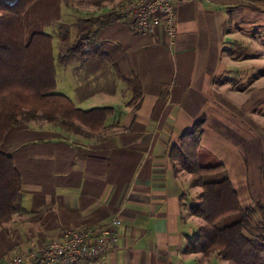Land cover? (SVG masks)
Wrapping results in <instances>:
<instances>
[{"label": "crops", "instance_id": "obj_1", "mask_svg": "<svg viewBox=\"0 0 264 264\" xmlns=\"http://www.w3.org/2000/svg\"><path fill=\"white\" fill-rule=\"evenodd\" d=\"M73 1L33 0L22 13L25 38L49 34L55 56L59 26L76 16ZM87 1L83 11L99 6ZM256 4L258 9L240 0H180L173 39L162 25L136 33L120 19L98 30L103 52L140 82L134 104L104 59L55 66L58 92L81 109L113 112L91 137L66 136L34 121L4 134L0 149L13 159L20 190L17 212L0 227V264L64 230L115 219V248L94 264H226L215 254L184 252L201 224L188 211L197 196L188 193L194 188L190 174L173 169L167 153L203 116L200 145L222 163L239 205L262 199L264 51L256 44L241 54L229 47L254 43L244 27L264 31V2Z\"/></svg>", "mask_w": 264, "mask_h": 264}, {"label": "trees", "instance_id": "obj_2", "mask_svg": "<svg viewBox=\"0 0 264 264\" xmlns=\"http://www.w3.org/2000/svg\"><path fill=\"white\" fill-rule=\"evenodd\" d=\"M33 0L0 2V143L7 130L19 124L43 120L64 135L91 137L113 112L111 107L81 109L55 89V66L82 63L89 58L106 60L117 81L130 92L129 103L141 96L135 75L126 77L117 63L95 40L98 30L111 21L122 20L119 8L97 16L77 18L73 32L65 24L58 28L59 51L52 53L51 36L35 32L26 39L22 13ZM95 5L114 0H90ZM240 0L255 9V2ZM204 117H198L171 144L167 158L173 169L190 174V185L197 187V199L188 205L191 215L201 224L186 241L184 252L215 254L226 264H264V195L250 206L241 207L237 194L221 162L200 145ZM52 125V126H53ZM221 171L218 179L206 175ZM264 188V172L262 173ZM20 190V175L11 156L0 149V227L17 212L14 203Z\"/></svg>", "mask_w": 264, "mask_h": 264}, {"label": "built area", "instance_id": "obj_3", "mask_svg": "<svg viewBox=\"0 0 264 264\" xmlns=\"http://www.w3.org/2000/svg\"><path fill=\"white\" fill-rule=\"evenodd\" d=\"M179 1L125 0L119 10L132 31L149 33L162 25L173 39V17ZM111 224L119 226V221L64 230L57 239L37 248L16 251L7 264H94L99 255L115 248L116 236Z\"/></svg>", "mask_w": 264, "mask_h": 264}, {"label": "rangeland", "instance_id": "obj_4", "mask_svg": "<svg viewBox=\"0 0 264 264\" xmlns=\"http://www.w3.org/2000/svg\"><path fill=\"white\" fill-rule=\"evenodd\" d=\"M125 1V0H124ZM0 2H10V0H0ZM258 2H264V1H258ZM258 2H255L254 5L256 6L255 9H258V6L256 3ZM88 3L87 0H74L73 1V7H72V12L71 14H74L76 16H73L69 22L67 23V25L70 26V30L71 32H73V27H72V23L78 18V17H86V16H97L99 15L100 13L110 9V8H117L118 6L116 5L117 1H111V2H108V1H105V2H101V4L94 8L92 11L91 9L89 11H83L82 10V7L81 5L83 4H86ZM117 6V7H116ZM85 12V13H84ZM250 28L248 27H244L243 28V32L244 34H246L247 36H253L255 38V41L254 43H252L250 40H248L249 42H247V40L245 41V44L240 41V42H235V44L229 46L230 48H232L233 50L235 51H239V53H243V51H245L246 49H252L251 47V44H256V47L258 49H262V51H264V31L263 30H260V32H258L257 30L254 31V33H252V31L249 30ZM249 30V31H248ZM247 45L250 43L249 46ZM246 47V48H245ZM245 48V50H244ZM59 49H61V47H57V51H59ZM259 51V50H257ZM260 52V51H259ZM238 53V52H236ZM54 55V54H53ZM259 56V55H258ZM58 91V90H56ZM264 108V106L261 107V110ZM39 123H45V124H49V125H53L52 123H47L43 120H40L38 121ZM54 126V125H53ZM222 175V172L221 171H217L215 172L214 174H211V175H206L204 178L205 179H210V180H213V179H218L220 178ZM261 182H262V175H261ZM263 185V183H262ZM197 192H198V188L197 187H194V188H191V190L188 192L189 193V196L191 197V199H194L196 198V195H197Z\"/></svg>", "mask_w": 264, "mask_h": 264}]
</instances>
